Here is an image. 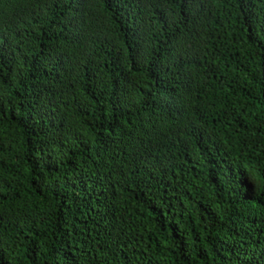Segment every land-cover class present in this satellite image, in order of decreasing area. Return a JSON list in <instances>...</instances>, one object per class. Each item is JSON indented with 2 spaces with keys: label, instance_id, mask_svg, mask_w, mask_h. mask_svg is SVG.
Returning a JSON list of instances; mask_svg holds the SVG:
<instances>
[{
  "label": "trees",
  "instance_id": "1",
  "mask_svg": "<svg viewBox=\"0 0 264 264\" xmlns=\"http://www.w3.org/2000/svg\"><path fill=\"white\" fill-rule=\"evenodd\" d=\"M0 264H264V0H0Z\"/></svg>",
  "mask_w": 264,
  "mask_h": 264
}]
</instances>
